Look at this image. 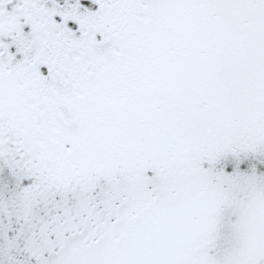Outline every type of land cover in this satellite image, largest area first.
<instances>
[{
    "label": "snow or ice",
    "instance_id": "snow-or-ice-1",
    "mask_svg": "<svg viewBox=\"0 0 264 264\" xmlns=\"http://www.w3.org/2000/svg\"><path fill=\"white\" fill-rule=\"evenodd\" d=\"M0 264H264V0H0Z\"/></svg>",
    "mask_w": 264,
    "mask_h": 264
}]
</instances>
